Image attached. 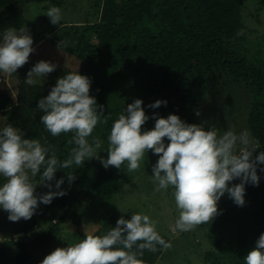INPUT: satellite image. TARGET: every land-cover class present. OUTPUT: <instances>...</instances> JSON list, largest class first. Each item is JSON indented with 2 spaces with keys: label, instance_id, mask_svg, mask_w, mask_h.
<instances>
[{
  "label": "trees",
  "instance_id": "obj_1",
  "mask_svg": "<svg viewBox=\"0 0 264 264\" xmlns=\"http://www.w3.org/2000/svg\"><path fill=\"white\" fill-rule=\"evenodd\" d=\"M66 1L0 0V41L5 29L27 28L29 22L36 21L26 18L24 12L27 7L21 10L22 4H42L40 9L30 10L40 12L53 6L61 9ZM68 1L71 8L73 0ZM247 2L92 0L90 13L93 19L70 21L64 25L61 22L53 28L54 32L65 35L67 41L62 46H65L66 53L79 60L78 68L62 66L49 73L44 84L27 85L26 79L19 76L12 89L6 87L8 74L0 73V117L4 120L0 130L12 125L23 134V138L38 139L43 146L50 145L60 162L66 160L76 146L69 144L74 134L52 136L41 122L44 113L37 105L49 94L58 78L79 71L91 80L90 95L96 98L97 111H101L100 106H103L101 121L107 119L106 124L98 123L89 137L90 141L95 137L101 140L99 157L106 159L111 127L135 99L143 101L145 113L153 119V128L157 114L163 117L177 114L186 123L199 125L203 123L206 108L211 105L210 100L219 96L224 86L242 83L254 96L246 124L254 139L255 158L264 151V35L258 41L247 38L243 13ZM258 2V10H264V0ZM29 17H34V14ZM157 100L167 103L158 108L148 107ZM197 111L200 115L196 114ZM142 130H146V122ZM168 142L165 138V143ZM148 153L153 155L151 150ZM148 153H145V158ZM50 156L51 152L46 158ZM123 172H127V162L121 169L105 168L95 157L94 162L85 160L83 166L73 164L67 169H58L51 182L53 187L49 189L46 183L45 189L48 192L65 190L66 194L43 205L46 214L53 209H57V213L50 214L46 220L48 223L34 224L41 228L31 240L11 241L15 250L13 264H32L35 251L53 242L62 219L71 218L74 226L84 221L86 228L93 223L96 225L92 229H83V237L79 236V241L85 238V232L105 235L116 226L121 216L130 219L131 215L116 209L99 222L95 215L97 209L93 207L97 196L109 197L118 191L123 183ZM67 173L75 176L71 183ZM257 174L260 178L258 185L245 184L243 206L237 205L225 193L217 202L218 215L211 222L200 225L210 245L203 252L205 264H245V256L264 233V164H258ZM61 178H64V183L61 189H56V180ZM32 179L41 183L40 174ZM4 182L0 176V185ZM240 182L237 178L230 182V187ZM82 198H86L84 202ZM91 204L92 212L84 213L83 210H88ZM54 219L57 221L53 222ZM158 233L169 242L168 237ZM68 238L71 244L79 242L75 237ZM164 250L157 245V251L144 250L142 255L138 253V259L142 264H156ZM4 252L5 248L0 247V257Z\"/></svg>",
  "mask_w": 264,
  "mask_h": 264
},
{
  "label": "clouds",
  "instance_id": "obj_2",
  "mask_svg": "<svg viewBox=\"0 0 264 264\" xmlns=\"http://www.w3.org/2000/svg\"><path fill=\"white\" fill-rule=\"evenodd\" d=\"M50 22L60 24L61 9L51 7L46 11ZM63 42L61 41L59 47ZM33 37L25 27L5 29L0 41V73L13 74L23 67L34 52ZM57 65L41 60L27 73L25 83L35 85L38 79L53 72ZM91 80L79 71L60 78L49 94L41 98L37 108L44 114L41 122L52 136L73 133L69 144L76 146L66 160L60 162L51 146H43L38 139L23 138V134L8 125L0 130V208L8 212V219L18 222L28 220L36 212L39 203L50 204L55 197L66 194L65 190L49 191L37 197L34 177L40 174L41 183L53 187L58 169L73 164L83 166L85 160L100 159L105 168L121 169L127 162V172L138 171L145 153L150 150L159 157L153 165V182L156 191L171 187L179 216L174 231H190L196 226L211 222L218 215V204L227 192L234 202L245 203V184H259L258 164H264V151L253 158L256 149L250 148L249 134L237 135L229 129L219 134L214 128L205 129L203 124H189L177 114L167 117L156 115L155 127L142 130L149 119L142 107L143 101L135 99L113 123L108 136L107 158L99 157L102 142L91 137L98 123H107L101 111H97L96 98L90 95ZM167 101L157 100L148 105L158 108ZM200 115L199 111L196 112ZM165 138L169 141L165 143ZM51 152V156L48 153ZM43 171L41 172V169ZM240 178L231 187L229 182ZM69 183L75 180L67 173ZM39 183V184H41ZM64 178L56 180L55 188L61 189ZM156 221L146 214L133 213L130 219L121 216L116 226L105 235L85 232V238L67 247H57L40 264H142L138 253L155 252L157 245L164 249L170 242L156 230ZM245 264H264V233L256 246L245 256Z\"/></svg>",
  "mask_w": 264,
  "mask_h": 264
},
{
  "label": "rangeland",
  "instance_id": "obj_3",
  "mask_svg": "<svg viewBox=\"0 0 264 264\" xmlns=\"http://www.w3.org/2000/svg\"><path fill=\"white\" fill-rule=\"evenodd\" d=\"M91 1L73 0L70 8V2L67 0L66 4L61 8L62 24H69L71 23L70 21H84L86 18L93 19L90 13L92 11ZM42 6L39 3H25L19 7L21 10L27 7L25 12L23 11L26 18H32L33 21L36 20L29 22L27 25V29L33 37L35 51L30 54L28 62L19 68L16 73L8 74L7 88L12 89L14 80L19 76L27 79L28 71L41 60L57 65L55 70L62 66L70 68H78L80 66L78 59L66 53L65 46L59 47L61 41L64 44L67 39L62 32H54V24L50 22V17L46 15L47 9L40 12L30 11L34 8L40 9ZM258 7V0H248L243 10L246 25L245 33L250 41L259 40L260 36L264 35V10L259 11ZM32 13L34 17H29ZM50 30L53 31L51 32ZM260 59H263V56ZM48 78L49 74L38 79L37 83L44 84L48 81ZM253 101V94L245 89L244 84L236 83L224 86L221 94L215 97V99L210 100L211 105L205 110L206 114L202 118V124L205 129H216L219 134H223V132L229 129L234 130L237 135L246 131L250 138L249 147L253 148L255 146L254 139L249 133L246 124L249 107ZM3 125L4 120L0 117V128ZM152 128L153 119L149 116V119L146 121V130ZM155 158L158 161L159 157L157 155L149 154L147 158L144 157L138 171L123 172L121 175L123 183L112 196H97L93 206L97 209L95 214L97 215L96 219L99 222L103 221L116 209L131 216L133 213L146 214L150 219L157 222L156 230L168 237L171 243V247L164 250V253L156 264H205L203 252L210 247L205 230L201 229L200 225L190 231L173 230L175 221L179 216L173 196L174 190L169 187L166 190L156 191L157 185L153 182L152 177V167L155 164L154 162H156ZM90 161L94 162V158ZM51 182L53 183V181ZM36 184H38L35 190L37 197L48 192L45 189L46 183L44 185L42 183ZM82 199L84 202L86 198ZM43 205V203H39L31 219H21L18 222L10 221L8 219L9 213L0 208V247L5 248L4 254L0 257V264H13L15 250L11 246L12 240H31L34 234H37L41 228L39 225L34 226V224L36 222L48 223L46 220L49 219L50 214L57 213V209H53L46 214L43 210ZM83 211L90 214L92 212V204L88 206V210L84 209ZM78 214L82 217L81 211ZM92 218H94V215L91 216ZM55 221L57 220L54 219L53 222ZM71 221V218L62 219L57 226L55 239L49 245L35 251L32 264H40L57 247H67L70 245L72 242L68 241V236L77 238V241L81 239L79 236L83 237V229L86 228L85 221L84 223H77L75 226ZM94 226H96L94 223L87 225L86 229L94 228ZM72 238L71 241L73 240Z\"/></svg>",
  "mask_w": 264,
  "mask_h": 264
}]
</instances>
